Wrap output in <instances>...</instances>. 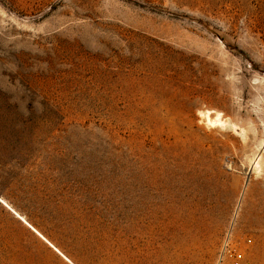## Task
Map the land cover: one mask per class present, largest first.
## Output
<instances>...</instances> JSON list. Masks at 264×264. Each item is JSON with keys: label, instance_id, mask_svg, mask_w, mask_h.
I'll return each mask as SVG.
<instances>
[{"label": "rangeland", "instance_id": "obj_1", "mask_svg": "<svg viewBox=\"0 0 264 264\" xmlns=\"http://www.w3.org/2000/svg\"><path fill=\"white\" fill-rule=\"evenodd\" d=\"M261 122L264 0H0V264H264Z\"/></svg>", "mask_w": 264, "mask_h": 264}, {"label": "bare ground", "instance_id": "obj_2", "mask_svg": "<svg viewBox=\"0 0 264 264\" xmlns=\"http://www.w3.org/2000/svg\"><path fill=\"white\" fill-rule=\"evenodd\" d=\"M207 114V113H206ZM206 117H207V120H208V123H210V124H212V125H214V124H216L217 126L218 125H223V122L222 121H220V116H219V114H217L216 115V119L215 120H210V118H209V116L208 115H206ZM261 127L263 128V134H264V122H261ZM254 167H253V169L255 170L256 168H257V163H256V161L254 162ZM245 184V183H244ZM0 202L1 203H3L6 207H8L2 200H0ZM16 216L23 222V223H25L26 225H28L27 223H26V221L22 218V217H20V216H18L17 214H16ZM29 226V225H28ZM30 227V226H29ZM34 232H36L32 227H30ZM36 234H38L37 232H36ZM39 235V234H38Z\"/></svg>", "mask_w": 264, "mask_h": 264}]
</instances>
